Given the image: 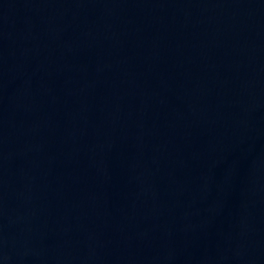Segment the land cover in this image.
<instances>
[{
	"label": "water",
	"instance_id": "1",
	"mask_svg": "<svg viewBox=\"0 0 264 264\" xmlns=\"http://www.w3.org/2000/svg\"><path fill=\"white\" fill-rule=\"evenodd\" d=\"M0 264H264V0H0Z\"/></svg>",
	"mask_w": 264,
	"mask_h": 264
}]
</instances>
